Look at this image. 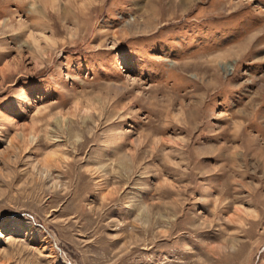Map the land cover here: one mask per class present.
I'll list each match as a JSON object with an SVG mask.
<instances>
[{
    "label": "rangeland",
    "instance_id": "obj_1",
    "mask_svg": "<svg viewBox=\"0 0 264 264\" xmlns=\"http://www.w3.org/2000/svg\"><path fill=\"white\" fill-rule=\"evenodd\" d=\"M0 264H264V0H0Z\"/></svg>",
    "mask_w": 264,
    "mask_h": 264
},
{
    "label": "bare ground",
    "instance_id": "obj_2",
    "mask_svg": "<svg viewBox=\"0 0 264 264\" xmlns=\"http://www.w3.org/2000/svg\"><path fill=\"white\" fill-rule=\"evenodd\" d=\"M71 1V0H70ZM74 3V2H73ZM72 7V6H71Z\"/></svg>",
    "mask_w": 264,
    "mask_h": 264
}]
</instances>
